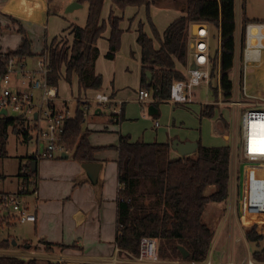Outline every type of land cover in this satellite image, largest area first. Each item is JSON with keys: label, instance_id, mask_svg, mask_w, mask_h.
<instances>
[{"label": "crops", "instance_id": "1", "mask_svg": "<svg viewBox=\"0 0 264 264\" xmlns=\"http://www.w3.org/2000/svg\"><path fill=\"white\" fill-rule=\"evenodd\" d=\"M109 1L112 2V0ZM110 2L108 4L110 7L109 12H106L105 6H103L102 19L107 22L109 17L108 15H111L112 13L116 17L121 18V29L123 30V33L128 30V27L129 30H133L132 38L133 41H136V44L139 47V54L136 55L135 52H131V58L135 60L131 66L136 73L133 86L123 88L122 84H117L119 86L116 87V57L114 60H108L106 58V54L109 50V27L98 40L100 54L96 61L95 72L97 75H101L103 77V88L99 92H104L112 96L114 99H121L123 101L121 122L119 124L113 125L111 129L106 124H104V122H101L102 120H100V118L103 116V109L96 107L91 111L92 107L90 104V111L93 112L92 114L94 117L90 118L91 112L89 111L90 113L88 117L89 120H91V127L89 126L90 129H86L91 132L89 140L93 146L105 148L104 150L97 152L95 155V159L97 161L96 163L102 165V170L99 177V183L102 184V202L99 203L96 189L88 179L82 164L73 160L72 154L68 153V159H63L61 158L62 156H60L54 160L38 161V195L37 197H33L34 202L37 204L33 210V212L37 214V222L23 224L28 225V227L20 235L22 240L20 238L15 239L13 237H9L8 239L12 241L11 247L8 249H0V257H15L27 260L39 259L59 262L61 264H130L126 254L123 251H119V249H121V247L130 248L132 250L135 249L137 247L139 238L146 235L152 236L157 240L161 255L165 249H168L170 255L178 256L175 251L168 246L167 241L161 236L160 233L163 216L167 161L169 156L173 158L180 157V155L172 149V143L174 140H179L182 143H198V147L199 143L202 144V146L209 148L229 147L230 124L228 122L229 119L227 120L223 117V113H229V110L223 109L221 111L218 107H216L215 103L210 105L201 103L199 106V118L200 121L208 118L200 117V114L205 106L216 107L214 117L218 116V124L223 127L222 138L225 142V145L223 146L206 145L202 139L198 138V136H196V134L193 132L189 133L186 131V129L176 128L177 124L173 120L168 119L165 124H163L162 120L157 118L159 117L161 103L157 107L152 106V104H149L148 106L145 105V108H143L142 105L140 106L138 92L140 89H142L141 82L143 73V65L141 60L142 50L137 42L140 25H142L143 31L150 38H153V36L150 33L151 31L149 27L142 23L143 18L137 14V10L126 9L120 12L118 10L119 8L115 6L113 2L112 4ZM168 3V1L157 0L153 5L156 10L155 15H153V20H155L154 25L161 35H163V33L173 21L183 15L181 14L179 16H175L176 18H172L174 17L172 16L173 14H171L168 9H166L168 7L166 6ZM0 4L1 14L5 21L8 23L11 22L8 18L12 17L25 24L29 23L30 30H35V35H37L39 33L38 31H40V36L42 37L41 40H37L31 36V39L41 42L44 44V46L50 44L55 37L63 36L64 39L69 41L72 40V36L69 34L67 29L72 25H77L76 21H84L88 14V4L80 3L78 0H0ZM126 21L130 22L129 25L126 23ZM81 25L82 23L80 26ZM252 29L253 27L251 28V31ZM51 38L52 40H50ZM252 39H250L251 45H258L259 47L261 40L253 41ZM191 40L192 38H190V43ZM102 42L106 44L108 43L104 49L105 52L103 53V58H105L106 63L113 64L112 67L107 69L108 77L105 76V70L100 68L103 63V59L101 58L102 51L100 48ZM218 44L220 46L219 39ZM191 47L192 45L190 44L189 51L192 55ZM155 48L157 50L160 48V43L158 41H155ZM192 57H190L188 53V62L189 58L193 60L191 67L182 66L181 64L178 65L179 70L184 75L188 73L189 69L194 66V58ZM125 58L130 60V57ZM260 67L261 66L259 65L258 67H254V69ZM105 77L107 80L104 86ZM74 81H76L78 84L76 76L73 77L72 82ZM110 81L111 84L108 86ZM58 87L59 100L56 101L55 104L57 109H61L65 104L73 109H76L78 107V100H90L98 93L97 91L92 90L87 92L79 91V97L75 99L63 98L60 96V90ZM129 89H132L133 91L131 94L128 93ZM90 93L95 95L91 96ZM70 103H73V106ZM162 103L171 104L168 101H164ZM151 107H154L157 110L153 111L152 115L149 111ZM179 111L180 110L177 112ZM183 120L185 121V119ZM157 121L159 122V126H156ZM181 125L188 127L184 122ZM106 129H109V131L112 132L108 133ZM121 137L127 138L128 142L126 144H121ZM29 139H35L34 135L31 134ZM155 153L165 156V171L161 177V197L157 196V194H154L153 192V178L151 172H131L125 167L126 156L136 157L144 154L149 158L148 154L155 155ZM42 162L45 163L40 167ZM85 180H87V182L76 186L77 181ZM131 182H133V184H131ZM134 182L142 183V185H139V189L143 194L142 198L145 202H147V204L148 201L151 203L155 202V204L159 202L161 207L158 224L152 230L154 233H150V235L142 234V232L150 231L151 215L148 213L141 214L140 210L131 212L130 216L133 222V234L138 232L141 233L132 235V238H130L129 225L128 222L124 220V201L128 196L130 186L132 187V191L134 190V185H136ZM144 182H146V187H148L147 190L146 188L143 189L144 187H142ZM147 182H150V185ZM18 185L19 184H17V188ZM216 187L218 186H208L205 188L204 191L206 196H211L212 194L217 193L215 190ZM14 191H16V189ZM226 200L218 203H210L207 208L211 205L214 206L211 209L210 214H208L207 217H204L203 219L204 223L211 228V232L213 234L211 244L212 251L214 244L218 240L221 226H224L225 228L229 227V224L227 225V221H225L227 220V217L224 219L225 213L229 214V205ZM212 210L214 217H212ZM222 213L224 214L222 215ZM228 216V219H233V214H229ZM234 227L235 224L229 228L230 235L231 231L234 230ZM32 238H35V240ZM6 239L7 238H0V240ZM41 240H45L57 245H74L77 248H69L64 250L57 249L54 252L48 253L43 248L38 246L37 243H39ZM21 241L22 243H20ZM35 241L36 244L34 243ZM24 243H32V246L29 247L27 244L24 245ZM212 251V255L209 256L208 259V261L210 260L212 264L234 263L232 257H229L227 263H223L221 258L217 257ZM252 253H250V257ZM187 255L188 254H185V257Z\"/></svg>", "mask_w": 264, "mask_h": 264}, {"label": "trees", "instance_id": "2", "mask_svg": "<svg viewBox=\"0 0 264 264\" xmlns=\"http://www.w3.org/2000/svg\"><path fill=\"white\" fill-rule=\"evenodd\" d=\"M51 1V0H49ZM80 3L87 2L89 5L86 25H72L67 30L72 36V40L64 39L63 36L55 37L50 44H47L40 56L48 54V66L50 69L48 82L51 86L58 87L59 82L64 78L69 84L73 77H77L79 91H101L103 88V77L95 72L96 61L99 57L98 40L110 29L108 38L109 50L106 54L108 60H114L121 47L123 30L121 29V18L113 13L109 16L108 22L102 19V11L105 0H78ZM157 0H112L113 4L120 9L129 6H146L148 19L152 26L153 38H150L144 31L142 25L139 27L138 44L142 50V85L141 88L149 91L153 98L152 106L157 107L160 103L169 100L172 85L176 81L184 80L185 75L179 70L178 65L187 66L188 53L190 48L189 25L203 23L209 25L219 33V48L213 52L212 57V82L211 90L219 97V87L222 98L228 101L232 98L233 82L231 73L235 67L236 57V0H172L178 7H182V16L173 21L166 31L161 35L152 23L150 16L151 6ZM245 0H243V3ZM13 25L17 26V33L21 35V44L16 50H3L0 48V75L5 70L2 52H6V59L14 58L26 61L35 57L33 43L29 37L26 27L21 21L12 17L8 18ZM264 24V22H252L244 19V25ZM213 36V35H212ZM215 37V36H214ZM155 41L160 43V48H155ZM146 72L152 73V80L148 83ZM214 82V83H213ZM217 84L214 86V84ZM78 104V111L74 119L66 123L64 137L67 154H72L73 160L80 164L96 163L95 155L104 150V147H95L89 140L90 131H83L85 117ZM148 106V105H146ZM90 107V105H89ZM215 108L205 106L202 110L201 118H213ZM111 122L119 124L111 116ZM21 125L19 119H10L0 116V158L7 155L6 145L8 139V128L10 126ZM16 131V129L14 130ZM28 142L31 136V129L22 127L16 132ZM127 138L121 137V144H126ZM144 154L136 157H125V167L128 171H148L153 178V192L161 197L162 183L161 177L165 171L164 155ZM150 159V160H147ZM230 147L209 148L199 143L195 154L187 157L173 158L169 156L166 166L164 205L161 225V236L167 241L169 247L182 259L204 263L207 261L213 234L211 228L204 223L206 208L210 203L223 202L228 197V184L230 180ZM151 166V167H150ZM26 174H18L19 180L24 178L26 188H29V181L37 176V171L33 170L32 163L27 165ZM87 182L77 181L76 186ZM135 183V182H134ZM150 185V182H147ZM133 184V182H131ZM130 184V185H131ZM132 191L130 186L128 196L124 201V220L128 222L130 238L133 234L131 212L140 210L141 214L151 215L150 231L142 234L154 233L152 230L158 224L161 205L155 202L144 201L140 191L142 183H135ZM250 184H256L250 182ZM146 182L143 183L146 187ZM208 186H218L217 193L206 196L205 188ZM99 203L102 202V184L94 185ZM132 191V192H131ZM145 202V203H144ZM146 204V205H145ZM122 230V229H121ZM120 230V231H121ZM123 231V230H122ZM121 231V232H122ZM247 240L254 246L253 259L258 263H264L263 237L256 228L248 229ZM11 240H0V249L11 247ZM29 247L32 243H24ZM46 252H54L57 249L77 248L64 244H53L45 240L37 243ZM184 246L188 250V256L181 252L180 247ZM137 251V249H134ZM164 257L170 255L168 249L162 252ZM0 264H61L59 262L45 261L39 259H20L15 257H0Z\"/></svg>", "mask_w": 264, "mask_h": 264}, {"label": "built area", "instance_id": "3", "mask_svg": "<svg viewBox=\"0 0 264 264\" xmlns=\"http://www.w3.org/2000/svg\"><path fill=\"white\" fill-rule=\"evenodd\" d=\"M236 23L232 98L228 101L223 100L219 87L221 99L215 104L222 107V110L228 109L237 123L235 143L232 148L230 147L229 211L234 209L243 225L257 226L256 230L263 237L264 247V93H256L249 85V73L254 67L261 65L264 54V31L258 35L251 33V28L262 27L264 24L243 26L241 13L239 18H236ZM252 36L263 37L259 47L251 45ZM211 40L210 26L203 23L195 24V33L190 43L194 66L185 74L184 80L176 81L172 85L170 98L167 100L172 105L193 104L196 101L194 89L202 85H211L213 57ZM5 54L4 51L1 55L4 58L5 70L0 75V116L6 117L1 114L2 111H6L7 117L15 113L25 119L28 127L30 122L35 123L31 133L37 139V148L29 158L31 163L54 160L62 156L67 153L64 143L66 123L75 118L78 107L73 109L65 104L61 109H57L55 104L59 100V93L57 87L51 86L48 82L50 69L47 53L41 56L38 68L29 71L26 61L6 59ZM13 77L20 80L15 84ZM138 94L141 105L154 102L149 91L140 89ZM79 103L83 104L81 110L85 119L88 117L91 103H95L101 109L110 107L115 121L119 120L122 114L123 103L104 92H98L93 99L81 100ZM156 126H159L158 121ZM27 165L20 167L19 174L27 173ZM252 181L257 186L253 194V199L257 201L254 208L250 202L248 189ZM38 187L37 176L29 181V188H26L25 180L21 178L18 191L0 194L1 226L37 222V214L31 210L27 199L37 197ZM136 248V252L123 247L119 251L126 254L130 264H212L210 260L208 261L209 255L204 263L180 259L178 256L164 257L160 254L157 240L148 235L139 238ZM248 264L259 263L249 259Z\"/></svg>", "mask_w": 264, "mask_h": 264}, {"label": "rangeland", "instance_id": "4", "mask_svg": "<svg viewBox=\"0 0 264 264\" xmlns=\"http://www.w3.org/2000/svg\"><path fill=\"white\" fill-rule=\"evenodd\" d=\"M163 1H168L169 3L166 5L168 6L166 9H168V11L173 14L172 18H176L175 16H179L182 14L180 8L177 6L176 2H173L172 0H163ZM109 0H105L104 2V6H105V10L106 12H109ZM86 4H88L87 2H85ZM112 4V2H110ZM1 5V4H0ZM153 6V5H152ZM151 6L150 9V16L152 19V23L155 24V20L154 16L155 15V7ZM89 8V5H88ZM118 9V8H117ZM126 9H135L137 10V14L140 15V17L143 18L142 23L144 25H146L147 27H149L150 29V33L152 36L153 35V30H152V26L149 22L148 19V10L146 8V6L143 7H136V6H129L125 9H118L120 12H122L123 10ZM154 12V13H153ZM88 13V12H87ZM241 13V18L242 21L244 23V19H248L249 21L255 22H264V0H245V2L243 3V0H236V18H239V14ZM110 14V13H109ZM88 15V14H87ZM110 16V15H108ZM109 19V17H108ZM17 20V19H16ZM86 21H87V17L85 18L84 21H76V24L80 26V24L82 23L81 26H85L86 25ZM108 22V20H107ZM126 23H128L129 25V21H126ZM22 24L26 27L29 37L31 39V36L34 37L37 40H41L42 37L40 36L41 33L40 31H38L39 33L37 35H35L36 31L35 30H30V25L29 23H23ZM155 26V25H154ZM244 26V24H243ZM15 27V29H14ZM156 28V26H155ZM17 26L11 24V22H7L5 21L4 17L1 14V6H0V48H2L3 50H16L19 45L21 44V35L17 33L16 31ZM108 29V28H107ZM157 29V28H156ZM158 30V29H157ZM188 32H189V37L193 38V34H194V25L190 24L189 28H188ZM210 30L212 32V40H211V45L213 47V51H216L219 47L218 44V38H219V33L217 30L212 29L210 27ZM262 31H264V26L262 27H253L252 29V33L254 34H260ZM132 32L133 30L130 29L128 27V30L125 31L124 34V38L122 35V39H121V47L119 52L117 53L116 56V63H117V74H116V87L119 86L117 84H122L123 88L125 87H132L133 83H134V77L136 75L135 71L133 70V67L131 66L132 63L135 62V60H133L131 58V52H135L136 55H138L139 53V47L136 44V41H133L132 38ZM159 32V31H158ZM108 33V32H107ZM160 33V32H159ZM258 34V35H259ZM35 36H39V37H35ZM215 36V37H214ZM107 37V36H106ZM263 37L257 36L254 37L253 39L251 37L252 40H261L262 41ZM32 40L33 43V52L36 54L35 57L29 58L27 60V70L29 71L30 69L32 70H36L38 68V61L41 59L40 54L43 53V50L45 48L44 44H42L41 42H38L36 40ZM52 40V38L50 39ZM264 42V41H263ZM106 45H108V43H103L100 45L101 48V58L103 59V63L102 66H100V68H102L103 70H105V76L108 77V73H107V69L112 67L113 64H109L106 63L105 58H103V53L105 52L104 49L106 47ZM189 56L192 57L191 52L189 51ZM125 57H130V60H127ZM193 58V57H192ZM192 59L189 58V62H188V67L192 66ZM260 68H255L253 71H251V73H249V85L251 87L252 90H255L256 93H264V54H263V60L262 63L260 65ZM234 71L231 73V79H234ZM263 72V73H262ZM64 79V78H63ZM20 80V78L17 77H13V81L16 84V82H18ZM65 80V79H64ZM60 81L59 82V90H60V96L63 98H77L79 97V89H78V84L76 81L72 82V85L69 83H66V81ZM106 77L104 79V86L106 84ZM112 80V79H111ZM214 83V82H213ZM111 81L108 83V86H110ZM217 84L215 83L214 86H216ZM105 88V87H104ZM15 90V88H14ZM111 90V89H110ZM195 93H196V101L193 103V105H187L186 107L184 106H175L172 104H166V103H161L160 105V113H159V117H157L158 119L162 120V123L165 124V122L170 119L176 122V128H183L186 129L187 132L191 133L193 132L194 134H196V136H198V138H201L202 141L208 145V146H223L225 145L223 138H222V131H223V127L220 126L218 124V116H215L213 118H205L203 120L200 121L199 118V106L202 104H212L217 102L218 99H221V97L219 96L218 99L217 97L214 95L213 91L211 90V87L208 85H202L200 87H196L194 89ZM132 89H129L128 93H132ZM91 96L95 95V94H91ZM95 97V96H94ZM93 97V98H94ZM91 98V99H93ZM117 101H120L123 103V101L121 99H115ZM81 101V100H78ZM73 106V103H70ZM141 106V104H140ZM143 108H145V105H142ZM91 111L97 107V105L95 103H91ZM184 107V108H183ZM188 107V108H187ZM216 107L219 108V110L222 111V107L217 106ZM181 108V109H180ZM226 109V108H224ZM178 110L183 111V112H177ZM90 111V110H89ZM90 111V112H91ZM148 111V110H147ZM88 112V115L89 113ZM93 112H91L90 118L94 117ZM103 116L100 118V120H102L101 122H104V124H106L110 129L113 127L112 122H110L111 120V116H113L112 114V110L111 108H104L103 109ZM223 117L225 119H229L228 122L230 124V142H229V147H233L234 143H235V131H236V127H237V123L234 119L233 114L225 112L223 113ZM10 119H19L21 122V125H16L14 126H10L8 128V139H7V145H6V152L7 155L5 157H1L0 158V194L2 193H7L11 190L12 193L18 191L17 188V184H19V169L21 166L30 164V160L29 158L32 156L33 153H35L36 148H37V139L35 137V139H30L27 143L24 142V139L19 136L16 132L20 131L22 129V127L26 126V128L32 129L34 128V122H30V126L28 127V125L26 124V121H24L25 119H22L19 117L18 114L15 113H11L9 116ZM185 119V121L183 120ZM90 121L89 117L88 119L84 122L83 124V131H85L86 129H90ZM185 123V125H187L188 127H185L184 125L182 126V123ZM106 125H104L105 127H107ZM90 126V127H89ZM104 127V128H105ZM103 128V130H104ZM16 129V131H14ZM108 131V133H111L112 131H109V129H106ZM105 131V130H104ZM34 135V134H32ZM45 162H42L40 167L42 166V164H44ZM229 185V184H228ZM19 187V185H18ZM16 189V191H14ZM249 198H250V202L252 204V207L254 208L257 204V201L254 200V193L256 192L257 186L256 184H250L249 187ZM229 196L227 198V203ZM28 203H30V208L33 211L35 209V206H37V204L34 202V198H28L27 199ZM30 201V202H29ZM214 205H211L207 208V211L205 213V218L207 217L208 214H210L211 209L213 208ZM226 212V211H225ZM229 214H233V219H228V215L227 213H225L224 219L227 217V225L229 224V227H224L221 226L220 230H219V235H218V240L216 241V243L214 244V248L213 247V251L211 250L212 245L210 246V251L208 253L209 256H211V251L213 253H215V255L217 257H220L223 263H227L229 257L233 258V262L234 264H248L249 259H252V261L256 262L252 255L250 257V253H252L254 251V246L250 243L247 242L246 237H245V232L249 229L252 228H256L257 226L254 224H248V225H243L241 223V219L239 217L238 213H235L234 209H232L231 211H228ZM212 217H214L213 214V210H212ZM224 213H222L223 215ZM1 212H0V221H1ZM227 215V216H226ZM235 224L234 230L231 231V235H230V229L233 225ZM28 225H22V224H12V225H4L1 226L0 224V238L5 239V238H9V237H13V238H20V235L23 231H25L27 229ZM31 233V232H30ZM150 235V233H149ZM33 240H35V238H32ZM22 240V239H21ZM22 243V241L20 242ZM36 244V241L34 242ZM168 244V243H167ZM169 246V245H168ZM137 249V248H135ZM180 250L182 253L187 254L188 250L184 247L181 246ZM133 251H135L133 249ZM136 252V251H135ZM249 252V253H248ZM188 256V255H187ZM186 256V257H187ZM179 257V256H178ZM180 258V257H179ZM182 259V258H180ZM209 259V258H208ZM243 260V261H242ZM259 264H264V263H259Z\"/></svg>", "mask_w": 264, "mask_h": 264}, {"label": "water", "instance_id": "5", "mask_svg": "<svg viewBox=\"0 0 264 264\" xmlns=\"http://www.w3.org/2000/svg\"><path fill=\"white\" fill-rule=\"evenodd\" d=\"M146 76L148 79V83H150V81L152 80V73L146 72ZM155 110L156 109L154 107H151L149 109L150 114L152 115L153 111H155ZM1 114L5 115L6 117L8 116V113L6 111H2ZM171 147L174 151H176L180 155V157H187V156L193 155L197 152L198 143H195V142L182 143L179 140H174ZM61 158L68 159L69 155L67 153H64V154H62ZM82 166H83V168L86 172V175H87L88 179L90 180V182L93 185L97 184L99 181L101 170H102V165L99 163H88V164H83ZM32 167H33L34 171H37V162L36 161H33Z\"/></svg>", "mask_w": 264, "mask_h": 264}]
</instances>
